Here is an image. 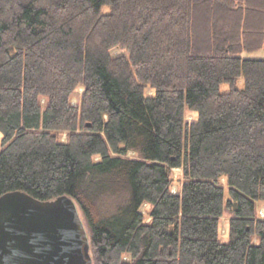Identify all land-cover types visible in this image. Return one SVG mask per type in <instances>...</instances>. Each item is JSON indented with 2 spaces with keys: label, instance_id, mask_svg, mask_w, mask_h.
Here are the masks:
<instances>
[{
  "label": "trees",
  "instance_id": "16d2710c",
  "mask_svg": "<svg viewBox=\"0 0 264 264\" xmlns=\"http://www.w3.org/2000/svg\"><path fill=\"white\" fill-rule=\"evenodd\" d=\"M263 46L264 0H0V197L73 199L92 264H264Z\"/></svg>",
  "mask_w": 264,
  "mask_h": 264
},
{
  "label": "water",
  "instance_id": "95a60500",
  "mask_svg": "<svg viewBox=\"0 0 264 264\" xmlns=\"http://www.w3.org/2000/svg\"><path fill=\"white\" fill-rule=\"evenodd\" d=\"M0 264H92L74 200L40 201L22 192L0 197Z\"/></svg>",
  "mask_w": 264,
  "mask_h": 264
},
{
  "label": "rangeland",
  "instance_id": "374dc122",
  "mask_svg": "<svg viewBox=\"0 0 264 264\" xmlns=\"http://www.w3.org/2000/svg\"><path fill=\"white\" fill-rule=\"evenodd\" d=\"M123 54H125V52L120 50V49H118V48L112 49L110 51V55H111V57L113 59H116V58L122 56ZM248 57H251V58H254V59H264V46H263V48L261 50L255 52V53L249 54ZM220 89H221V92H228L229 91L228 85H222ZM81 93H82V88H80L78 90V92H77V95H75L72 98V104L73 105L77 106L78 97H79V95ZM147 94L151 95L152 92L150 90H148ZM195 119H196V114L195 113H192V112H189V111H187L185 113V120L186 121L191 122V121H194ZM61 141H63V142L66 141V135L65 134H63L61 136ZM126 156L128 158H130V157H134L135 154L130 152ZM172 176L174 178V181H173V184L171 186V192H173L174 194H177L180 191V187H181V183H182V172H181V169H178V168L173 169ZM260 207H264V204H261ZM147 208L148 207L146 206V204H144L142 206V212L146 213V209ZM230 216H231L230 212L227 211L224 214V216L221 218V220H220V234H219L220 237H219V239H220L221 242H226L228 240V220H229ZM125 259H128V256H126Z\"/></svg>",
  "mask_w": 264,
  "mask_h": 264
},
{
  "label": "built area",
  "instance_id": "2783aa9c",
  "mask_svg": "<svg viewBox=\"0 0 264 264\" xmlns=\"http://www.w3.org/2000/svg\"><path fill=\"white\" fill-rule=\"evenodd\" d=\"M259 216H260L262 219H264V208H261V209L259 210Z\"/></svg>",
  "mask_w": 264,
  "mask_h": 264
}]
</instances>
